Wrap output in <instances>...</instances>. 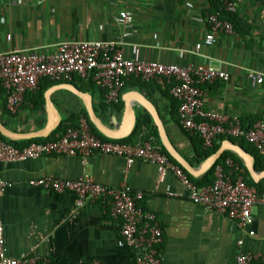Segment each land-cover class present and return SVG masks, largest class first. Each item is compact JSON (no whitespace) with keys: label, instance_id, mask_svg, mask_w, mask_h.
<instances>
[{"label":"crops","instance_id":"0c3cea01","mask_svg":"<svg viewBox=\"0 0 264 264\" xmlns=\"http://www.w3.org/2000/svg\"><path fill=\"white\" fill-rule=\"evenodd\" d=\"M211 1L0 0V53L50 55L64 42L93 41L116 43L124 56L133 60L180 67L210 66L225 71L229 80L203 87L207 108L245 124L255 123L264 118V84H254L249 74L264 76V0H237L235 34H218L216 43L208 46L205 38L210 31L207 16ZM123 11L130 15L132 24L119 21ZM85 79L42 81L45 104L35 107L29 95L17 115L6 116L5 120L19 133L39 131L50 117L48 99L57 111L59 125L76 116L86 119L84 112L88 111L81 92L89 96L105 126L124 132L125 119L130 120L126 113L128 100L139 112L135 127L119 140L107 138L97 129L102 139L126 142L141 122L129 142L167 151L154 115L142 105L146 104L153 108L156 118L159 116L169 143L195 172L210 158L196 164L198 137L186 130L175 115L178 102L165 80L143 86L128 80L120 103L107 107L99 83L94 78L91 87ZM232 142L251 155L258 176L254 177L246 159L232 149L223 151L232 153L223 161L228 174L234 179L242 176L247 184L264 189V169H259L264 153L249 143ZM13 145L22 146L23 141ZM208 170L193 176L196 182ZM0 176L9 185L0 198V210L10 258H37L49 264H136L134 251L119 246L121 221L113 218L108 203L79 205L74 193L56 194L30 185V181L40 178L74 181L90 176L107 187H127L144 195L140 205L156 214L164 231L159 253L162 264H236L238 255L250 252L261 255L259 264H264V206L254 208L251 221L241 226L194 204L188 189L172 172L148 161L137 159L128 164L123 157L102 154L88 158L45 156L3 162Z\"/></svg>","mask_w":264,"mask_h":264},{"label":"built area","instance_id":"2783aa9c","mask_svg":"<svg viewBox=\"0 0 264 264\" xmlns=\"http://www.w3.org/2000/svg\"><path fill=\"white\" fill-rule=\"evenodd\" d=\"M236 1L221 0V10L236 14ZM119 21L125 25L132 24V18L126 11L121 12ZM207 23L210 31L205 43L208 46L216 43L218 34H235L233 24L215 14H208ZM8 40H11V35ZM92 73L103 89L104 102L109 107L120 103L121 91L128 80L135 78L150 83L163 79L169 86L171 96L179 102L180 123L191 134L201 138L205 149H211L219 137L228 136L244 138L257 151L264 153V118L244 130L239 118H231L207 108L203 87L229 80V75L223 70L205 65L180 67L133 60L126 58L116 43L93 41L64 42L56 53L50 55L17 51L0 53V84L6 91V108L11 116L17 115L28 93L39 90L42 80L61 82L71 80L75 75L86 77ZM249 78L254 84H264L262 75L251 73ZM94 154L120 156L128 164L137 159L156 164L181 181L194 204L234 220L241 226L251 221L254 208L264 206V190L248 185L242 176L234 179L222 167H218L214 184L199 187L181 166L159 148L102 139L93 133L88 121L83 118L79 127H70L49 142L15 146L0 137V164L45 156L88 158ZM30 185L56 194L74 193L79 205L100 201L108 203L113 218L121 221L119 246L134 251L136 264H162L159 253L165 241L164 231L156 214L140 205L144 198L142 193L133 192L127 187L113 189L97 183L90 176L74 181L40 178L30 181ZM8 186L0 176V198ZM239 244L242 245V241ZM261 258V255L251 252L243 253L237 256L236 264H259ZM0 264H49L47 260L41 263L37 258L7 256L1 210ZM93 264L101 263L95 261Z\"/></svg>","mask_w":264,"mask_h":264},{"label":"trees","instance_id":"16d2710c","mask_svg":"<svg viewBox=\"0 0 264 264\" xmlns=\"http://www.w3.org/2000/svg\"><path fill=\"white\" fill-rule=\"evenodd\" d=\"M221 8H222V2H221V0H212L211 1V11H210V14H215L220 19L224 18V19L230 21L233 24V27H234V30H235V28L237 26V23H238L236 14L226 13V12L222 11ZM224 19H222V20H224ZM94 76L95 75L92 73V74H89L88 76L85 77L86 78L85 80H87L85 82H87L88 86H91V87L94 86V82H93ZM73 78L74 79H81L82 77H80L78 75H75ZM132 79L135 80V81H137L141 86L148 84V83L142 82L139 79H135V78H132ZM44 80L51 81L50 79H44ZM44 80H42V81H44ZM51 82H53V81H51ZM100 88H101V86H100ZM102 92L104 94V91H102ZM29 95L32 96V99H33V102L32 103L35 104V107H37V108L38 107H42L45 104L44 93H43L42 90H40V88L34 94L33 93H28L26 95V97H25V101H26V99H27V97ZM175 101H177V100H175ZM6 104H7L6 91L4 90V88L0 84V112H1L0 113V119H1V121L4 123V125L6 127H9L10 128V125H9L8 121L5 120V117L7 116L8 118L9 117H12L13 118L15 116H11L10 112L7 111ZM107 107H109V106H107ZM178 110H179V102H178ZM178 110L175 109V115L178 116V118H179ZM84 116L87 119V121H88V123H89V125H90V127H91V129L93 131V133H95L100 138L103 137L100 134V132L97 130V128L94 126V124L91 122V120H90L87 112H84ZM81 119L82 118L80 116H76V117H74V120H72V121H64V122H61V124L57 127V129L49 137H47V138H37V139H32V140H26V141H23V145L22 146H27V145H30L31 143H42V142L53 141V140L56 139V137L58 135H62L68 128H70V127H73V128L79 127V123H80V120ZM141 124L142 123L139 122L138 126L136 127L137 130L139 129V127L141 126ZM253 124H254L253 122L252 123L250 122V123H247V124L242 123V128L244 130H248L249 128L252 127ZM137 130H135V132L133 133V135H131V137H129L126 140V142H129L133 138V136L136 134V131ZM23 133H26V132L24 131ZM0 137L4 141L9 142L11 144H14V142H12L9 139H7L4 136H2L1 133H0ZM197 139H198V143L199 144H197V161H196V164H198V165H200L205 160H207L209 157H211L214 153H216V151L220 148L222 142L225 141V140H231V141H234V142H236V143H238L240 145H243V144H247L248 143L244 138L235 139V138L228 137V136H221V137H219L215 141V143H214V145H213V147L211 149H205L204 146H203V141L201 140V138L198 137ZM17 146H19V145H17ZM163 152H165L167 155H169L165 149H163ZM231 154L232 153H226V152H224L223 155L221 156V158L215 163V165L210 170H208L207 173L204 175V177L201 180H199L198 182H196V179L187 172L190 180L194 184H196L197 186H199V187L213 185L214 182H215V179H216L215 173H216V170H217L218 166L221 165V167L224 169L225 172H228L229 171L228 167L226 166V164L223 161H225V159L228 156H230ZM169 157L173 160V158L170 155H169ZM259 160H261V158H259ZM259 169H261V170L264 169V162H262L261 167H259ZM257 188H259L260 190H264L263 188H260L259 186Z\"/></svg>","mask_w":264,"mask_h":264},{"label":"water","instance_id":"95a60500","mask_svg":"<svg viewBox=\"0 0 264 264\" xmlns=\"http://www.w3.org/2000/svg\"><path fill=\"white\" fill-rule=\"evenodd\" d=\"M71 87L75 91L79 92L73 85H71ZM79 94H81V97H83V99L85 100V105H86L88 115L90 117L91 122L104 136H106L107 138L113 139V140H119V139H123L127 137L131 133L132 129L136 125V118L139 116L138 115L139 112L130 105L128 100H125V103H126V113L128 117L130 118V120L128 118L125 119L124 127H126V129L124 130V132H122L120 130L115 131V130L109 129L107 126H105V124L98 118L93 108L91 99H88L89 96L87 95L88 96L87 97L84 93H81V92H79ZM142 105L143 107H147V108L149 107L148 108L149 111L152 112V115H154L155 121L160 129L162 140H163V143L167 151L192 176L196 177L199 175V173H202L205 170H208L209 168H211L216 163V161L222 156L223 151L225 149H232L236 153L244 157L249 164L248 167L250 171L253 173V175L255 174L254 177L256 178L258 176L255 173L253 166L251 164V159H252L251 155L247 153L241 146L236 145L230 140L223 143V145L217 150V152L214 155H212L203 164L200 171L195 172L193 167H191L184 159H182L180 155L177 153V151L175 150V148L169 143L167 137L165 136L164 129L161 124L160 118L159 116H157L156 118L153 108L149 105L147 106L146 104H142ZM47 107H48L50 117H49L46 127H44L43 129L36 131V132L19 133V132L13 131L9 127H6L0 119V133L2 134V136H4L5 138L9 139L12 142H19V141H26V140H32V139H37V138L49 137L59 126V121H58V115L56 113L57 111H55V108L53 107L49 99H48Z\"/></svg>","mask_w":264,"mask_h":264}]
</instances>
